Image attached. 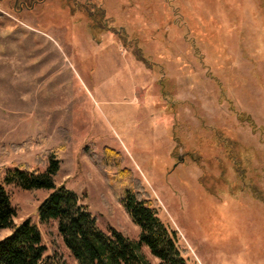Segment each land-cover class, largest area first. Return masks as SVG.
<instances>
[{
    "label": "rangeland",
    "instance_id": "rangeland-1",
    "mask_svg": "<svg viewBox=\"0 0 264 264\" xmlns=\"http://www.w3.org/2000/svg\"><path fill=\"white\" fill-rule=\"evenodd\" d=\"M60 146L104 233L138 234L89 158L108 149L187 264H264V0H0V180ZM6 190L37 225L46 193Z\"/></svg>",
    "mask_w": 264,
    "mask_h": 264
},
{
    "label": "trees",
    "instance_id": "trees-1",
    "mask_svg": "<svg viewBox=\"0 0 264 264\" xmlns=\"http://www.w3.org/2000/svg\"><path fill=\"white\" fill-rule=\"evenodd\" d=\"M42 145L43 138H29L15 146L14 151H28ZM61 150L62 146L45 151V159L39 162L44 165L42 171L21 166L4 172L0 180V230L10 233L0 240V264H71L65 251L73 264H153L152 260L156 264H187L177 233L163 224L155 202L123 166L120 157L108 149H103L99 157L89 153L113 197L137 228L136 239L113 230L108 233L99 230L96 218L79 198L56 184ZM6 187L46 193L37 207V225L29 220L14 222L16 211ZM40 227L54 237L51 248L42 243Z\"/></svg>",
    "mask_w": 264,
    "mask_h": 264
}]
</instances>
